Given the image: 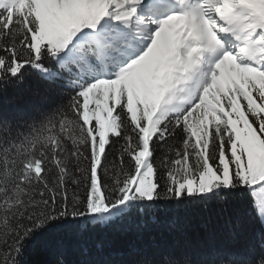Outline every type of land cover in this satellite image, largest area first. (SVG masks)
Instances as JSON below:
<instances>
[{
    "label": "snow or ice",
    "instance_id": "obj_1",
    "mask_svg": "<svg viewBox=\"0 0 264 264\" xmlns=\"http://www.w3.org/2000/svg\"><path fill=\"white\" fill-rule=\"evenodd\" d=\"M25 85L0 264H264V0H0V95Z\"/></svg>",
    "mask_w": 264,
    "mask_h": 264
},
{
    "label": "trees",
    "instance_id": "obj_2",
    "mask_svg": "<svg viewBox=\"0 0 264 264\" xmlns=\"http://www.w3.org/2000/svg\"><path fill=\"white\" fill-rule=\"evenodd\" d=\"M30 85H25L20 89L9 88L7 93L0 95V109L4 110L6 113H15L19 109L24 108L26 105L24 101L28 98L27 89ZM31 86H34L32 84ZM12 97H16V101L14 103H6L8 99ZM189 219L193 221V227H195V216L194 214H189ZM245 224L247 226V239L251 244H255L258 241V232L259 227L256 225L251 217H245ZM126 228V226H122V230ZM104 238V230L97 229L96 230V240ZM80 242L78 241H68L65 240V245H73L76 246ZM37 247L41 250L42 255L38 258H47L48 255H54L56 251L59 249L60 245L55 239L52 238H43L38 242Z\"/></svg>",
    "mask_w": 264,
    "mask_h": 264
}]
</instances>
